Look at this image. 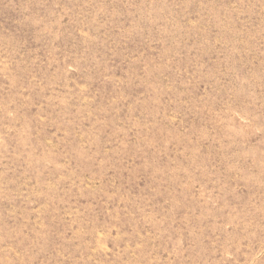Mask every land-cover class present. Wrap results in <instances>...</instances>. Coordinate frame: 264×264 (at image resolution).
Listing matches in <instances>:
<instances>
[{"label": "rangeland", "instance_id": "rangeland-1", "mask_svg": "<svg viewBox=\"0 0 264 264\" xmlns=\"http://www.w3.org/2000/svg\"><path fill=\"white\" fill-rule=\"evenodd\" d=\"M0 264H264V0H0Z\"/></svg>", "mask_w": 264, "mask_h": 264}]
</instances>
